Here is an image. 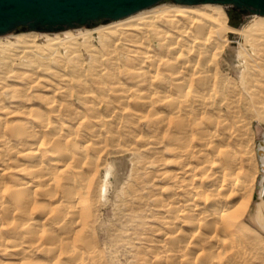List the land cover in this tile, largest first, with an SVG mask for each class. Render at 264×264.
<instances>
[{
    "label": "bare ground",
    "instance_id": "6f19581e",
    "mask_svg": "<svg viewBox=\"0 0 264 264\" xmlns=\"http://www.w3.org/2000/svg\"><path fill=\"white\" fill-rule=\"evenodd\" d=\"M249 28L241 35L257 50L244 88L250 119L263 125L264 16ZM234 31L219 8L169 5L90 31L88 59L70 33L44 45L34 35L0 42V106L5 97L15 105L0 107V264H108L98 184L122 131L124 147L133 139L161 153L145 165L158 183L137 197L155 199L161 224L140 264H250L253 199L264 230V137L224 97L219 59ZM17 61L26 74L10 70ZM46 79L55 83L33 102ZM72 89L89 108L72 106ZM142 121L150 143L131 138Z\"/></svg>",
    "mask_w": 264,
    "mask_h": 264
},
{
    "label": "rangeland",
    "instance_id": "374dc122",
    "mask_svg": "<svg viewBox=\"0 0 264 264\" xmlns=\"http://www.w3.org/2000/svg\"><path fill=\"white\" fill-rule=\"evenodd\" d=\"M169 5L194 6L198 8L210 5V7L219 8L222 11L226 17L227 26L235 30L232 34L226 36L227 41L225 43V49L219 59V72L221 77L225 80L222 86L224 97L228 98V100L235 97V99L240 101L237 108H241L243 116L247 118V121L253 123L252 134H255L257 140L262 139L264 137V124L259 125L256 118L250 119L251 116L249 115L248 108L252 107L248 105L249 96L247 95V90L244 88L247 82L246 75L251 73V70L255 72V69L248 63V57L249 54L255 53L254 49L257 50V48H255L253 41L249 40L248 36L241 35L242 31L245 32L246 30L252 29L249 27L254 23L258 15L243 13L233 5H181L174 0L159 2L142 11H155L160 7ZM114 21L116 20L106 22L100 21L90 26L85 25L69 28L59 32H37L19 28L9 34L0 36V42L8 43L16 37L34 35L37 37L38 43L44 45L47 41L46 36H61L62 39H65L70 33L76 44L75 52L77 56L82 59H88L87 50L84 48V46L88 44L86 43L88 40L87 33L109 25ZM259 49H263L262 45ZM261 59L264 60V56H262ZM15 63V66H10L9 68L14 73H17L16 75L27 73L26 70H24V65H19V61ZM2 67L3 65L0 64V68ZM40 77L45 79L48 78V75L40 73ZM14 79L16 78L9 79L5 84L15 86L16 83ZM47 83L50 84L55 82L49 79L42 80L38 88L30 90L29 97L32 98V101L36 95H44L41 89L47 86ZM72 93H74L73 107L89 108L88 105L83 104L81 96L76 89H72ZM10 100H12V98H10ZM10 100L8 97H5L4 104L0 107L14 108L15 105L11 103ZM58 100H60V98H58ZM35 101L34 107H43L45 105L42 101L37 99H35ZM113 105L114 104L111 103H105L102 108H113L115 107ZM116 107L122 108L121 105L117 104ZM223 108L226 111V108L232 107L223 105ZM140 123L142 127L134 130L133 133H131V138L136 139L135 135H138L144 140L147 139L145 140L147 143L152 142V139L149 137L150 135H148L149 128L146 121ZM126 134L129 133L121 132L122 138L120 141L117 140L113 143V145H115L114 148L111 146L112 143H110V148H112L110 151L111 155L107 159V165L105 166L102 178L98 184L99 189L103 190V197L96 208V219L99 232L103 234L106 240V242L103 243V252L104 258L108 260V264H140L139 259L141 257L148 259V243L151 242H147V240H155V235H158L156 230H159V226H161V224L155 223L158 219V211L154 209L155 199L146 197L140 202L137 198L138 196H147L146 194L153 191L154 184L158 183L155 176L150 174L151 169L145 167V165L151 164L154 159L161 156V153L154 148L145 150L141 145L132 143L133 139H130L131 141L129 142L131 147H124V144H126ZM167 153H164V155L165 158L169 160L170 156ZM257 203V199H253V206L247 215L248 228L245 229L247 235L251 238L250 250L255 256L250 264H264V230L261 225L255 221Z\"/></svg>",
    "mask_w": 264,
    "mask_h": 264
},
{
    "label": "water",
    "instance_id": "95a60500",
    "mask_svg": "<svg viewBox=\"0 0 264 264\" xmlns=\"http://www.w3.org/2000/svg\"><path fill=\"white\" fill-rule=\"evenodd\" d=\"M165 0H0V36L19 28L59 32L112 21ZM181 5H233L243 13L264 16V0H174Z\"/></svg>",
    "mask_w": 264,
    "mask_h": 264
}]
</instances>
